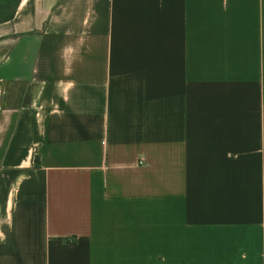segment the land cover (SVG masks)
<instances>
[{"label": "crops", "instance_id": "obj_1", "mask_svg": "<svg viewBox=\"0 0 264 264\" xmlns=\"http://www.w3.org/2000/svg\"><path fill=\"white\" fill-rule=\"evenodd\" d=\"M0 264H264V0H20Z\"/></svg>", "mask_w": 264, "mask_h": 264}, {"label": "trees", "instance_id": "obj_2", "mask_svg": "<svg viewBox=\"0 0 264 264\" xmlns=\"http://www.w3.org/2000/svg\"><path fill=\"white\" fill-rule=\"evenodd\" d=\"M20 0H0V22L11 18Z\"/></svg>", "mask_w": 264, "mask_h": 264}]
</instances>
